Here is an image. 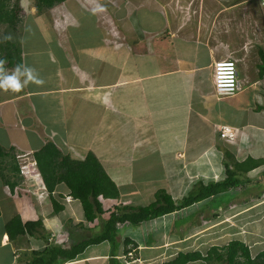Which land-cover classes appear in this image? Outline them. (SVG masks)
Returning <instances> with one entry per match:
<instances>
[{
  "label": "crops",
  "instance_id": "0c3cea01",
  "mask_svg": "<svg viewBox=\"0 0 264 264\" xmlns=\"http://www.w3.org/2000/svg\"><path fill=\"white\" fill-rule=\"evenodd\" d=\"M261 1L211 0L221 11L234 10V14L221 19L225 21L224 34L215 41L210 29L208 37L206 30L200 33L197 26L194 32L184 30L185 25L176 23V14L170 15L162 0H66L55 5H60L67 17L66 25H55V32L42 24L47 22L42 14L31 13L26 20L34 29L27 38L23 29L21 65L35 69L44 84L29 83L12 96L0 93V146L13 149L16 155L29 153L33 157L51 142L63 155L75 160H83L90 152L108 176L105 163H112L114 170L117 166L127 168L131 175L125 183L130 186H134L133 165L155 155L162 158L167 153L168 165L179 166L176 173H172L175 166L168 168V179H177L181 173L185 176V167L195 160L210 167L215 172L214 179L220 177L224 163L234 168L248 162L245 171L236 169L238 175L242 174L250 183L257 180L255 185L264 188ZM239 8L249 10L257 22L252 26L254 20L250 15L247 18L246 13L242 15L252 23L235 22ZM28 22L23 24L24 28ZM44 29L50 30L48 35ZM28 56L29 62H25ZM227 58L237 63L239 90L232 97L218 100L213 94L212 65ZM223 126L236 131L234 141L219 137L217 131ZM171 127L177 132L163 144L161 139L166 138ZM160 130L166 136L156 132ZM12 163L9 158L3 161L6 174L3 179L0 177V264H34L49 247L69 249L89 239L70 243V231L74 228L97 230L95 222H86L80 202L69 196L64 184L57 185L52 194L62 206L58 213L53 212L47 192V198L39 201L36 195L40 188L34 189L37 194L23 189L17 196L10 194L21 181L19 175H14ZM169 174L174 176L168 177ZM115 185L120 188V184ZM262 197L255 199L259 207H248L247 212L257 211L264 220ZM116 200H123L121 191ZM75 202L81 208L84 225L78 223ZM114 206L118 205L107 210ZM3 210L8 215L1 223ZM64 211L65 221L57 217ZM15 215L23 222L41 220L42 226L32 235L9 241L4 224ZM72 218L79 225L70 223ZM131 228L125 227L121 239L133 241L139 254L145 251L143 257L136 253L134 258L127 257L121 251L123 242L114 252L110 244L103 242L87 246L74 260L58 264H112V259L120 264H147L145 261L150 260L146 252L154 245L136 243Z\"/></svg>",
  "mask_w": 264,
  "mask_h": 264
},
{
  "label": "rangeland",
  "instance_id": "374dc122",
  "mask_svg": "<svg viewBox=\"0 0 264 264\" xmlns=\"http://www.w3.org/2000/svg\"><path fill=\"white\" fill-rule=\"evenodd\" d=\"M162 1L164 2L166 8L169 10L170 15L174 16L176 14V18L173 17L175 18L174 20L176 21V23L185 25L184 30L194 32L197 26L200 27V33L205 32L206 30V37H208V31L210 29V33H212L210 35H212L211 37L214 41L217 38L219 39L221 34H224L223 27L225 25V21L223 23L221 19L225 18L227 16L226 14H234V10L221 11L211 2V0ZM16 2H18L20 11H18L19 22L16 25L14 35L12 36L14 40H18L19 42L21 41L23 29L25 30V38H27V35L30 36L33 33L34 28H32L31 22H28V20H26L27 16L31 15V13H33L34 15L42 14L44 19L46 18L45 20L47 22L41 23L47 25V28H50L52 32H55V25H57V27H63V25H66V13L65 11L63 12L60 5H58V7L56 6V8L58 9H56L55 6L53 7L54 9L52 8L53 15L55 17L52 19V14H50L51 8L45 9L42 13H38L35 9V0H10V6L13 7ZM243 13H246V17L247 15H250V17L254 20L252 26L255 24V22H257V20H255L256 17L253 16L251 12H249V10L245 12L244 10H240V8L235 11V15L238 16L235 22H240L242 24L243 22L248 21V23H252V21L247 19L248 17L246 18L242 15ZM63 15L64 17H62ZM231 17L236 18V16ZM228 18H230V16H228ZM33 21L36 20L34 19ZM27 22L28 27L24 28L23 24H27ZM201 22L208 23L209 26L204 25ZM237 27H239V25H237ZM56 29L62 30L61 28ZM50 30L44 29L47 35ZM63 35L64 34L62 33L60 36ZM49 38L52 37L49 35ZM29 59L30 57L28 56L25 59V62H29ZM11 69L13 68H7V70ZM1 92H6L5 94L8 93V95L10 96L16 94L11 91H4L0 89V93ZM70 121L74 122L73 119ZM156 132L158 134H165V132H163L162 130ZM176 132V128L171 127L169 131L166 132L167 136L165 134L166 138L161 139V141H164L163 144L168 142L169 138H172L171 136L173 135V133L176 134ZM172 143H175L172 146L176 147V142L172 140ZM71 152H73L72 149ZM24 155L25 157L21 162L25 164L26 167H29L28 172H30L32 169H35V167L29 166L28 163L32 160V156L29 153ZM211 156L214 157L215 155L212 154ZM73 157L79 156L78 154L77 156L73 154ZM167 157L168 154L165 153L162 158H160L158 155H155L153 157L142 160L141 162H136L133 165L134 186H130L125 183V181L128 180L127 178H129L131 175L130 171H128L127 168H125L124 166H117L114 170L112 163H105V169L109 176L115 183L120 184V188H118V190L122 192L123 200H121L119 203L117 200L115 201L110 199H101L104 211H106L107 208L114 204L118 205L119 207L132 206L135 208L147 206L156 200L157 192L163 190L172 195V198L174 200H179L183 196L189 195L193 190L196 191L200 186V182L208 184L225 177L224 168H222L221 170L220 177L214 179L212 177V174H214L215 172L211 171L210 167L208 168V166L202 160H195L194 162L192 161L191 164L188 163L185 167V176L183 175V173H181L178 174L177 179H168V168H174L175 166L172 173H176L179 166L173 164L168 165ZM21 162H17L16 160L19 171L20 164H22ZM211 167L212 169H215V166ZM126 171V175H121ZM5 172L6 171L3 170L4 175L6 174ZM32 173L35 172L33 171ZM195 175L197 176V178ZM19 176L21 177V181L17 183V185H15L13 193L10 194L18 195V193H21L23 190H25L26 192L33 191L34 194H37L34 189L36 190L40 188L41 191L36 195L38 199L40 198L39 201H41L45 197L47 198V193L44 190V186L39 176L36 177L34 174H32V176L30 177L25 175L23 176L20 172ZM173 176V174L168 175V177ZM119 177H122L123 179H117ZM238 177L240 179L245 178L242 174L238 175ZM256 181H252L245 188L239 186L235 189L234 192L225 193L215 198V200L201 202L196 206L188 208L184 211H179L177 213H173L171 215L145 223L143 224V226H132L130 232L133 235V240H135L136 243L145 241L147 242L146 244L154 245L152 250L150 249L146 252L149 253L148 260L150 261L145 262L147 264H168V262L174 259L179 252H191L199 250L205 253L210 247L224 246L230 240H241L247 243L251 249L252 255L254 256L260 251H258L259 248H264V220H262L263 217L257 211H254L252 214H248L247 212L248 207L252 209H254L255 207H259L258 201H255V199H258V196H263L260 200H264V188H262V186L259 184L255 185ZM258 181L261 180L258 179ZM263 181L264 180L261 181L262 184ZM2 204H5V201H2ZM74 204L77 206L78 210V223L84 225L85 221L82 215L81 208L79 207V204L77 202H75ZM244 204L246 205L244 206ZM7 215L8 214L5 212V210H3V218L1 220V223L4 221ZM57 217L62 218L63 221H65V218H67L66 211L59 213ZM105 217L106 213H103L102 215H99L97 217L94 223V228H97V230H86L85 228L81 229L80 226L71 230V234L69 235L70 239L68 237L70 243H77L83 239L90 238L91 236L93 237L96 232L99 233L100 231L98 230H101ZM246 217H249V219L247 220ZM70 223H73L74 226L78 224L75 223L73 218L71 219ZM124 229L125 226H121L118 229L121 235L124 234L122 233ZM123 249H130L131 252L127 255V257L134 258L136 256L134 255L136 253L135 251H137L138 256H145V251H141L139 254L138 246L134 249L132 245H129L128 247L125 246V248H122L121 251H123ZM189 264L204 263L194 262Z\"/></svg>",
  "mask_w": 264,
  "mask_h": 264
},
{
  "label": "trees",
  "instance_id": "16d2710c",
  "mask_svg": "<svg viewBox=\"0 0 264 264\" xmlns=\"http://www.w3.org/2000/svg\"><path fill=\"white\" fill-rule=\"evenodd\" d=\"M65 1L35 0V9L38 13H42L45 9H50ZM18 11H20L18 2L11 7L10 0H0V59L7 60L5 69L15 68L18 64L21 65L20 42L13 38L7 41L3 39L4 36L9 34L11 37L14 35L16 25L19 22ZM261 60L264 65V58H261ZM8 158L14 162L11 165L14 175H19V168L17 164L15 165L14 150H5L0 146V177L2 179L4 178L3 161ZM33 159L36 161L37 169L51 200L54 213H58L62 206L52 197V194L57 185L64 184L69 190V196L80 202L87 223L92 224L99 215L108 214L99 233L69 249L49 247L34 260V264H58L59 262L71 261L83 252L87 246L103 242L110 244L113 252L118 249L121 242L124 243V248L130 244L136 248L137 245L133 241L121 239V234L118 231L121 226L138 227L143 223L184 211L201 202L215 200V198L225 193L234 192L239 186L245 187L250 183L248 179H240L236 171V169L245 171L248 162L236 164L234 168L224 163L225 177L223 179L208 184L200 182V186L196 191L193 190L189 195L183 196L179 200H174L172 195L163 190L157 192L156 200L147 206L137 208L114 206L112 209L104 211L101 199L115 200L119 197V191L92 153H87L83 160H75L68 155H63L51 142H47L39 151L33 154ZM14 184H10V187L13 188ZM41 226V220L23 222L19 216L15 215L4 224V230L9 241H14L20 236L32 235L36 228ZM258 251L253 256L247 243L241 240H230L224 246L210 247L205 253L199 250L179 252L168 264L194 262L204 264H264V248H259ZM130 252V249L123 250L126 256ZM111 262L112 264H120L116 259H112Z\"/></svg>",
  "mask_w": 264,
  "mask_h": 264
},
{
  "label": "built area",
  "instance_id": "2783aa9c",
  "mask_svg": "<svg viewBox=\"0 0 264 264\" xmlns=\"http://www.w3.org/2000/svg\"><path fill=\"white\" fill-rule=\"evenodd\" d=\"M261 7H264V0L260 2ZM212 84H213V94L216 99H224L234 96L239 90V78H238V68L235 60L231 58L220 59L213 63L212 65ZM219 137L226 142H232L237 137V133L234 129L229 127H221L218 130ZM25 157L24 154L16 155L17 162L23 161ZM22 163V162H21ZM29 166L35 167V169H30L25 166V164H20V173L25 176H32L34 174L36 177H40L37 169L36 162L32 158L28 162ZM35 173H32V172ZM37 172V173H36ZM16 192V191H15Z\"/></svg>",
  "mask_w": 264,
  "mask_h": 264
},
{
  "label": "clouds",
  "instance_id": "9594fccd",
  "mask_svg": "<svg viewBox=\"0 0 264 264\" xmlns=\"http://www.w3.org/2000/svg\"><path fill=\"white\" fill-rule=\"evenodd\" d=\"M103 11V8L99 9ZM5 41L11 40V35L4 36ZM7 60L0 59V89L4 91H11L13 93L21 92L29 83H34L36 85H43L44 80L39 78L35 69L25 66V65H16L15 68L11 70L5 69V64ZM18 155V154H17ZM33 158V157H32ZM35 160V159H34ZM36 162V161H35ZM37 169V166H36ZM38 171V169H37ZM39 173V171H38ZM40 175V173H39ZM41 178V175H40ZM42 181V178H41ZM43 184V181H42ZM44 186V184H43ZM46 191V188L44 186Z\"/></svg>",
  "mask_w": 264,
  "mask_h": 264
}]
</instances>
